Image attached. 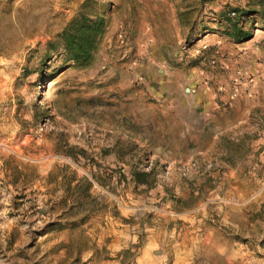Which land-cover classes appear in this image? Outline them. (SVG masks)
<instances>
[{"label": "rangeland", "instance_id": "374dc122", "mask_svg": "<svg viewBox=\"0 0 264 264\" xmlns=\"http://www.w3.org/2000/svg\"><path fill=\"white\" fill-rule=\"evenodd\" d=\"M263 13L0 0V264H264Z\"/></svg>", "mask_w": 264, "mask_h": 264}, {"label": "crops", "instance_id": "0c3cea01", "mask_svg": "<svg viewBox=\"0 0 264 264\" xmlns=\"http://www.w3.org/2000/svg\"><path fill=\"white\" fill-rule=\"evenodd\" d=\"M257 31H259V30L257 29ZM261 32H263V31H261ZM245 46H246L245 58L250 59V60L262 59L264 61V33H263V35H262V33L261 34L256 33L251 38L250 41H247ZM262 64L261 65L264 66V62H262ZM183 117H184V115H183ZM177 131H178V128H177L176 132ZM170 134H173V132H170ZM180 135H182V132H180Z\"/></svg>", "mask_w": 264, "mask_h": 264}, {"label": "trees", "instance_id": "16d2710c", "mask_svg": "<svg viewBox=\"0 0 264 264\" xmlns=\"http://www.w3.org/2000/svg\"><path fill=\"white\" fill-rule=\"evenodd\" d=\"M263 14H264V13H263ZM242 33H243L244 36H250V33H248L247 31H243ZM77 53H78V52H77ZM79 54H80V53L76 54L75 56H73V58H76V57L80 56ZM77 185H78V184H77ZM83 185H86V187H89L91 184H90L89 181L84 180V181H82L81 183L79 182V185H78L77 187H79V186H83Z\"/></svg>", "mask_w": 264, "mask_h": 264}, {"label": "built area", "instance_id": "2783aa9c", "mask_svg": "<svg viewBox=\"0 0 264 264\" xmlns=\"http://www.w3.org/2000/svg\"><path fill=\"white\" fill-rule=\"evenodd\" d=\"M231 14H234V12H231Z\"/></svg>", "mask_w": 264, "mask_h": 264}]
</instances>
